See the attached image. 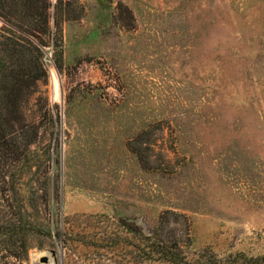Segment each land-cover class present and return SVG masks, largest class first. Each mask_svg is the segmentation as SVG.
<instances>
[{
	"label": "rangeland",
	"instance_id": "rangeland-1",
	"mask_svg": "<svg viewBox=\"0 0 264 264\" xmlns=\"http://www.w3.org/2000/svg\"><path fill=\"white\" fill-rule=\"evenodd\" d=\"M79 2L20 109L13 203L40 233L7 264H171L123 225L172 235L182 264H264V0Z\"/></svg>",
	"mask_w": 264,
	"mask_h": 264
},
{
	"label": "trees",
	"instance_id": "trees-1",
	"mask_svg": "<svg viewBox=\"0 0 264 264\" xmlns=\"http://www.w3.org/2000/svg\"><path fill=\"white\" fill-rule=\"evenodd\" d=\"M83 15L79 0H57L53 5L49 0H0V20L8 28L0 30V264L18 260V250L24 253L25 239L20 236L40 233L22 224L13 201V179L36 136L33 128L20 126V109L46 78L42 48L50 47L51 60L61 70L62 25L78 21ZM167 214L178 223L176 216L167 212L160 218V228L167 225ZM123 227L137 239L141 262L184 263L172 235L161 239L158 230L146 237Z\"/></svg>",
	"mask_w": 264,
	"mask_h": 264
},
{
	"label": "bare ground",
	"instance_id": "bare-ground-1",
	"mask_svg": "<svg viewBox=\"0 0 264 264\" xmlns=\"http://www.w3.org/2000/svg\"><path fill=\"white\" fill-rule=\"evenodd\" d=\"M58 94H59L58 93V89H57V86L55 84L54 87H53V96H54V98H58ZM45 257L44 258H39L38 259V263L39 264H54L53 258H52L51 254L49 252H46L45 253ZM43 259H46V262L45 263H42V260ZM33 262H34V260H33Z\"/></svg>",
	"mask_w": 264,
	"mask_h": 264
},
{
	"label": "water",
	"instance_id": "water-1",
	"mask_svg": "<svg viewBox=\"0 0 264 264\" xmlns=\"http://www.w3.org/2000/svg\"><path fill=\"white\" fill-rule=\"evenodd\" d=\"M51 90L53 91V84H52V86H51ZM53 93V92H52ZM52 100H53V95H52ZM46 262V259H43L42 260V263H45Z\"/></svg>",
	"mask_w": 264,
	"mask_h": 264
}]
</instances>
